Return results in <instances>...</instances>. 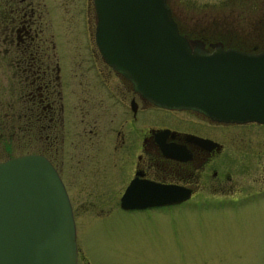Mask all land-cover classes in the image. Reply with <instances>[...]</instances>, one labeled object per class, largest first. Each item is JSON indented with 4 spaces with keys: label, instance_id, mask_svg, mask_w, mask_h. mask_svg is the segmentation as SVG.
<instances>
[{
    "label": "flooded vegetation",
    "instance_id": "af4514ba",
    "mask_svg": "<svg viewBox=\"0 0 264 264\" xmlns=\"http://www.w3.org/2000/svg\"><path fill=\"white\" fill-rule=\"evenodd\" d=\"M88 1L86 8L87 0H82L83 44L86 51L89 50L92 75L99 81L102 94L109 103L103 98L98 102V97L92 94V97L83 96L82 118L73 122L85 123L78 133L85 144V148H81L82 154L88 152V144L95 146L93 152L98 149L99 154L107 145L111 146L112 152L106 159L108 163L112 162L113 170L109 173L108 167V177L113 173L114 189L120 192L117 197L120 210L147 212L153 208L179 206L203 189L233 192L236 190L231 180V165L234 172L240 174L255 160L261 168L264 167L262 161H258L264 149H260L263 141L256 142L258 145L251 150L250 141L240 142L238 136L229 134L231 127L245 123H259L264 128L261 122L215 120L196 108L153 103L134 89V82L129 77L106 63L94 39L96 18L93 0ZM168 5L180 32L196 48L209 51L233 48L247 53L264 51V0H225L224 10L194 16L179 12L169 2ZM247 5H253L257 19H248L250 11L243 14L245 10H240ZM53 7V0H0V60L8 63L13 75L8 89L0 88V139L16 136L19 142L23 138L41 141L46 150L37 153L47 156L61 176L53 159L54 151L49 154L53 144L64 139L68 131L67 123H72L68 108L71 96L63 88L59 65L55 64L54 52L47 49L43 35L54 22ZM236 10L239 11L235 13ZM246 29L251 33L238 34ZM111 74L121 78V89L112 82ZM67 101L68 107L65 104ZM94 110L95 118L92 115ZM151 111L156 113L157 120L151 118ZM108 116L110 119L104 123V118ZM6 129L13 132L3 134ZM243 144L244 149L241 147ZM247 144H250L249 147ZM246 150L250 151L249 154ZM236 156H241L243 161L234 164ZM103 169H107L106 165ZM132 182L137 184L135 190H143L147 183L167 184L188 190L189 195L167 205L125 209L121 207V197ZM64 185L67 188L65 182ZM256 191H264V188H257ZM232 196V203H237L238 195Z\"/></svg>",
    "mask_w": 264,
    "mask_h": 264
},
{
    "label": "rangeland",
    "instance_id": "374dc122",
    "mask_svg": "<svg viewBox=\"0 0 264 264\" xmlns=\"http://www.w3.org/2000/svg\"><path fill=\"white\" fill-rule=\"evenodd\" d=\"M167 1L179 12L194 16L224 10L225 0ZM88 2L84 5L86 8ZM53 5L54 22L43 35L47 49L54 52L55 64L59 65L63 88L71 96L70 106L68 101L65 104L72 123H67L64 139L53 144L49 156L54 151L53 159L71 200L79 264H264V191H256L264 188V167L261 168L256 160L242 174L234 172L231 165V180L236 191L203 189L179 206L153 208L147 212L120 210L117 206L120 192L114 189L113 173L108 177V167L109 173L113 170L112 162L108 163L106 159L112 152L111 146L107 145L101 155L98 149L94 153L95 146L88 144V152L82 154L81 148H85V144L78 133L85 123L73 122L82 118L83 96L92 97V94L98 97V102L103 98L109 103L102 94L99 81L92 75L89 50L87 52L83 44L82 0H53ZM240 10H245L243 14L250 11V20L258 17L253 5ZM90 15L93 31L92 8ZM249 31L246 29L238 34L251 33ZM110 76L121 89V78L114 74ZM12 80L8 63L0 60V88L7 90ZM92 115L95 118V110ZM83 118L93 120L87 116ZM151 118L157 120L154 111H151ZM104 119L106 123L110 116ZM6 130L3 134L13 132ZM229 134L238 136L240 142L250 141L251 150L258 145L256 142H264V128L259 123L231 127ZM0 140L5 141H0V160L8 155L46 150L45 144L34 139L23 138L19 142L16 136L10 139L6 136ZM241 147L244 149V144ZM263 148L264 145L260 147ZM249 150H246L247 154ZM261 153L258 161L264 165V149ZM240 161H243L241 156L234 158V164ZM234 194L238 195L237 203H232Z\"/></svg>",
    "mask_w": 264,
    "mask_h": 264
},
{
    "label": "water",
    "instance_id": "95a60500",
    "mask_svg": "<svg viewBox=\"0 0 264 264\" xmlns=\"http://www.w3.org/2000/svg\"><path fill=\"white\" fill-rule=\"evenodd\" d=\"M95 42L106 63L153 103L196 108L222 121L264 124V51L194 47L166 0H93ZM133 183V184H132ZM121 207L179 202L188 190L132 182ZM76 228L51 160L25 153L0 160V264H76Z\"/></svg>",
    "mask_w": 264,
    "mask_h": 264
}]
</instances>
